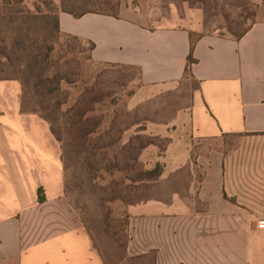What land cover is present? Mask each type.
<instances>
[{
  "label": "crops",
  "instance_id": "crops-1",
  "mask_svg": "<svg viewBox=\"0 0 264 264\" xmlns=\"http://www.w3.org/2000/svg\"><path fill=\"white\" fill-rule=\"evenodd\" d=\"M249 1L255 23L240 39L201 35L193 45L197 87L188 113L164 130L160 178L186 166L192 177L184 195L127 208L126 258L264 264V0ZM59 27L93 43L95 63L136 68L154 92L186 78L200 28L157 18L150 0H120L118 18L60 13ZM19 94L17 81H0V264H104L65 196L60 145Z\"/></svg>",
  "mask_w": 264,
  "mask_h": 264
},
{
  "label": "rangeland",
  "instance_id": "rangeland-1",
  "mask_svg": "<svg viewBox=\"0 0 264 264\" xmlns=\"http://www.w3.org/2000/svg\"><path fill=\"white\" fill-rule=\"evenodd\" d=\"M60 1L53 0L56 10L60 9ZM150 5L159 19L175 15L179 25L186 22L195 27L199 25L193 38L198 35L233 37L250 23L253 15V9L245 0H150ZM4 12L5 6L0 0V77L19 83V98L24 109L33 108L40 99L32 96V81L27 84L32 92L22 98L20 79L25 78L26 68L21 65L24 60L15 42L28 32L41 37L53 48L50 72L65 79L55 99L62 104L61 112L51 119L62 140L59 145L65 196L77 216L84 218L99 235L110 261L114 262L123 254L129 204L166 199L175 192L184 195L192 177L190 166H186L156 181L133 184L128 179L131 173L116 170L124 168L120 146L140 135L145 142L152 143L139 156L141 167L151 170L156 163L162 164L169 145L164 130L173 127L178 115L188 113L191 94L197 84L186 77L170 88L154 92L142 86L136 68L95 63L89 43L55 34L49 21L12 22L5 18ZM85 88L99 99L87 124L95 133L86 143L78 137L79 127L73 124L74 118L69 112ZM90 165L111 167L114 171L95 174Z\"/></svg>",
  "mask_w": 264,
  "mask_h": 264
},
{
  "label": "trees",
  "instance_id": "trees-1",
  "mask_svg": "<svg viewBox=\"0 0 264 264\" xmlns=\"http://www.w3.org/2000/svg\"><path fill=\"white\" fill-rule=\"evenodd\" d=\"M245 3L253 9V15L250 23L238 34H234V39H240L243 35H245L248 30L255 23L256 17V6L251 3L249 0H245ZM3 5L5 6V18L8 20L15 22H39L41 20L49 21L53 27L52 31L55 34H62L59 27V14L67 13L73 16L74 18H81L86 14H99L110 16L113 18L119 17V6L120 0H61L60 1V9L56 10L53 5V0H32V4L30 0H3ZM32 6V8L29 7ZM48 22V23H49ZM67 37H72L70 35H65ZM201 35L193 38V34H191V50L190 54L187 58V65L185 69V77H190V67L195 60L192 58V48ZM225 37V36H224ZM74 39L80 40L76 37ZM82 41V40H80ZM83 42V41H82ZM91 46V51L94 48L93 43L87 42ZM15 47L17 52L20 54L24 61L21 62V65H24L26 68L25 78L20 79L21 87H22V98H26L29 94V91L34 93L32 96L36 99H40V102L31 108L24 109V113L35 114L38 115L41 119L46 121L49 124L50 131L54 138L58 143H62L60 136L57 134L53 123L51 121L52 116L59 114L61 112L60 102L56 101L58 94L62 91L63 83L65 79L58 76L57 74H51L50 72L52 67V59L51 53L53 48L51 45L47 44L41 37L36 36V34L30 35L26 32L25 36L19 37L15 42ZM113 65V64H106ZM119 66V65H116ZM17 80V78H14ZM32 79V80H31ZM4 80H12L8 77H0V81ZM32 81L31 89L27 87V84ZM23 100V99H22ZM48 100L47 103L44 101ZM54 101V102H53ZM44 103L46 105H44ZM99 103V99L96 94H92V91L88 88H85L80 94L79 98L69 111L74 118V125L79 127L78 129V137L83 140L85 143L88 139L95 133V130L89 128L87 126L90 121V114L94 111V107ZM39 108V109H38ZM41 112H44L45 115H42ZM74 126V128H75ZM144 130V129H142ZM152 143L149 141H144V138L140 135H136L131 137L125 144L121 147L123 152V163L124 168L116 169L118 172L131 173L132 177L128 178L131 183L136 184L142 181H156L158 180L163 173V165L161 163H156L154 168L151 170H145L139 164V156L141 152L147 148ZM62 161V159H61ZM111 167H96L94 165H90V169L92 173H112L110 169ZM114 169V168H112ZM64 170V168H63ZM98 177V176H97ZM41 190L39 191L38 201L42 202L44 200ZM139 203H130L131 205H136ZM79 219L84 224L95 249L98 251L101 256L104 264H122L123 262L129 264L138 263L140 260H146V264H153V255L150 254L145 257H137V258H126V247L128 243V218L125 223L124 230V239L125 245L123 246V254L114 262H111L108 256V253L103 248V242L99 235L91 228L88 223L79 216Z\"/></svg>",
  "mask_w": 264,
  "mask_h": 264
},
{
  "label": "built area",
  "instance_id": "built-area-1",
  "mask_svg": "<svg viewBox=\"0 0 264 264\" xmlns=\"http://www.w3.org/2000/svg\"><path fill=\"white\" fill-rule=\"evenodd\" d=\"M260 225H261L262 227H264V220H262V221L260 222Z\"/></svg>",
  "mask_w": 264,
  "mask_h": 264
}]
</instances>
